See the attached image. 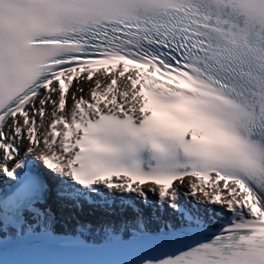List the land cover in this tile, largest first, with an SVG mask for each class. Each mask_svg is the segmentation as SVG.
<instances>
[{
    "label": "snow or ice",
    "instance_id": "snow-or-ice-1",
    "mask_svg": "<svg viewBox=\"0 0 264 264\" xmlns=\"http://www.w3.org/2000/svg\"><path fill=\"white\" fill-rule=\"evenodd\" d=\"M114 247L264 264V0H0V264Z\"/></svg>",
    "mask_w": 264,
    "mask_h": 264
},
{
    "label": "bare ground",
    "instance_id": "bare-ground-1",
    "mask_svg": "<svg viewBox=\"0 0 264 264\" xmlns=\"http://www.w3.org/2000/svg\"><path fill=\"white\" fill-rule=\"evenodd\" d=\"M85 87H87V86H85Z\"/></svg>",
    "mask_w": 264,
    "mask_h": 264
}]
</instances>
